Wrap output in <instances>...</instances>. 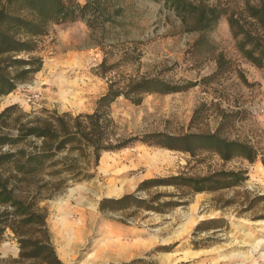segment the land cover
I'll use <instances>...</instances> for the list:
<instances>
[{
  "label": "rangeland",
  "instance_id": "obj_1",
  "mask_svg": "<svg viewBox=\"0 0 264 264\" xmlns=\"http://www.w3.org/2000/svg\"><path fill=\"white\" fill-rule=\"evenodd\" d=\"M190 1L237 17H244L247 4L264 5V0ZM122 5L119 26L101 30L78 21L52 27L33 54L42 60L41 70L0 96V114L9 109L0 120V135L11 140L0 146V156L15 154L0 164V178L12 197L37 215V223L23 224L10 204L0 202V264H43L21 261L20 235L47 241L62 264H264V250L253 253L251 263L244 261L252 254L250 245L264 236V225L257 224L264 222V68L240 53L227 16L207 34L210 47L199 54L194 47L199 34L186 32L161 0ZM143 78H159L181 91L146 94L139 105L120 96L101 108L105 145L153 133H217L254 146L257 161L225 162L211 152L192 156L137 143L102 149L99 156L93 147L55 151L35 176L18 171L23 154L42 146V139L24 137V130L65 114L85 126L84 116L97 111L110 88L126 90ZM64 157L76 165L77 177L62 169ZM219 170H245L248 180L218 192L193 193L162 182L140 188L149 180ZM126 195L146 204L118 210L116 200ZM199 215L204 219L178 237L187 219ZM213 219L225 222L212 228L207 222Z\"/></svg>",
  "mask_w": 264,
  "mask_h": 264
},
{
  "label": "trees",
  "instance_id": "obj_2",
  "mask_svg": "<svg viewBox=\"0 0 264 264\" xmlns=\"http://www.w3.org/2000/svg\"><path fill=\"white\" fill-rule=\"evenodd\" d=\"M124 0H0V96H6L16 90L18 84L31 78L41 70L42 60L33 54L37 51L39 38L48 36L54 26L84 21L89 27L97 26L101 30L106 24L120 25L125 8ZM165 6L172 10L181 20L185 31L198 33L195 49L199 54L210 47L207 34L213 31L220 20L227 16L228 23L234 39L239 40L238 49L243 57L258 68H264V5L245 6L244 17L229 14L219 6L196 3L190 0H161ZM118 18V22L117 19ZM252 22H249V20ZM254 21V22H253ZM181 91L180 88L171 87L159 78H143L132 82L126 90L114 91L109 89L98 102L97 111L85 115L87 125L82 126L70 115H63L55 119L44 120L41 124L30 126L23 134L24 137L35 136L42 139L39 150L30 154H23L22 160L17 162L16 168L24 177H33L39 173L53 158L55 151L85 149L93 147L97 156L102 149L122 150L141 143L177 150L197 156L199 152H211L229 162L240 158L254 163L259 157L258 150L246 142L230 141L219 134H187L172 136L163 133L146 134L144 137L118 138V144L105 145L102 133L101 108L110 105L124 96L139 105L146 94H170ZM6 109L0 114V120L5 116ZM89 130V131H88ZM10 139L0 135V146L10 143ZM83 151V150H82ZM15 154L0 156V164L11 161ZM264 165V157H262ZM63 170L71 172L74 177L76 165L71 164L65 157L62 159ZM248 180L247 171L219 170L204 176H172L164 180H149L141 184L140 188H149L153 183H166L182 187L193 193L218 192L220 190L237 188ZM65 180H63L64 184ZM139 188V189H140ZM118 210L131 206L142 207L146 200L138 199L135 195H126L118 200ZM0 202L10 204L16 217H23V224H35L36 214L28 212L20 201L15 200L6 184L0 178ZM131 202V203H130ZM175 207L174 204H169ZM169 206V207H170ZM148 210L157 208L145 206ZM225 220L213 219L208 225L212 228H221ZM2 223V222H0ZM219 226V227H217ZM209 227V228H211ZM208 228V229H209ZM4 228L0 226V237ZM21 261L39 260L43 264H62L57 258L54 249L47 241L33 239L31 236L20 235ZM142 262V261H140ZM135 261L129 264H138Z\"/></svg>",
  "mask_w": 264,
  "mask_h": 264
},
{
  "label": "bare ground",
  "instance_id": "obj_3",
  "mask_svg": "<svg viewBox=\"0 0 264 264\" xmlns=\"http://www.w3.org/2000/svg\"><path fill=\"white\" fill-rule=\"evenodd\" d=\"M160 156H166L167 157L168 155L167 154H163V155L162 154H159L157 156V158L160 157ZM204 217H205V215H199L197 217V219H194V220H193V218L190 219V220L187 219V222H186L185 225L182 226L181 232L179 233L178 237H181V236L185 235V233H187L188 231H190V229H192L195 225H197L199 221L203 220ZM257 224L264 225V222L263 223L262 222L261 223L259 222ZM250 246L252 247V250L253 251H252V254L250 255V257H247L246 256V258H244V261L249 260L246 263H248V262L251 263L252 262V259H253V256H254L253 253L259 252L260 250L261 251L264 250V236L260 240L254 241ZM261 257L264 258V252L261 254Z\"/></svg>",
  "mask_w": 264,
  "mask_h": 264
},
{
  "label": "crops",
  "instance_id": "obj_4",
  "mask_svg": "<svg viewBox=\"0 0 264 264\" xmlns=\"http://www.w3.org/2000/svg\"><path fill=\"white\" fill-rule=\"evenodd\" d=\"M81 3H84L85 2V0H79Z\"/></svg>",
  "mask_w": 264,
  "mask_h": 264
}]
</instances>
